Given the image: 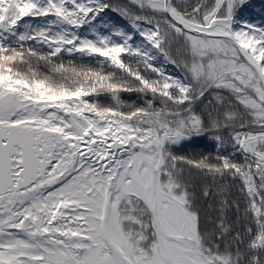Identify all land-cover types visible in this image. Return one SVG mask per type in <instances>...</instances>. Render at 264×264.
Here are the masks:
<instances>
[{"label":"snow or ice","instance_id":"1","mask_svg":"<svg viewBox=\"0 0 264 264\" xmlns=\"http://www.w3.org/2000/svg\"><path fill=\"white\" fill-rule=\"evenodd\" d=\"M246 5L0 0V264H264V23ZM194 137L215 153L178 155Z\"/></svg>","mask_w":264,"mask_h":264},{"label":"trees","instance_id":"2","mask_svg":"<svg viewBox=\"0 0 264 264\" xmlns=\"http://www.w3.org/2000/svg\"><path fill=\"white\" fill-rule=\"evenodd\" d=\"M113 2H116V0H113ZM241 17L255 23H264V0H247V5L242 6L239 10L238 18ZM105 19L109 20L112 24H117L121 22L122 18H120L116 13L109 12ZM62 59L65 63H68L71 60L77 66H97L94 60H90L86 57L81 59L79 54H76L73 57L65 53ZM41 70L43 71V69ZM122 98L127 103L136 102L135 94L124 93L122 94ZM98 102L107 104L110 102V98L101 96ZM176 150L178 155L193 156L196 158H199L201 154L215 153L214 145L208 137H194L192 140L185 141L180 146H177Z\"/></svg>","mask_w":264,"mask_h":264}]
</instances>
